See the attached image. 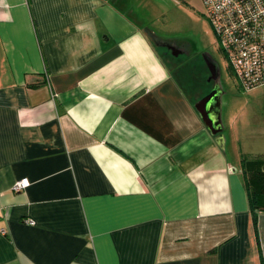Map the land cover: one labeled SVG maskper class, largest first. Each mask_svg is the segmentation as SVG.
<instances>
[{"label": "crops", "instance_id": "obj_1", "mask_svg": "<svg viewBox=\"0 0 264 264\" xmlns=\"http://www.w3.org/2000/svg\"><path fill=\"white\" fill-rule=\"evenodd\" d=\"M128 2L0 0V264H260L234 138Z\"/></svg>", "mask_w": 264, "mask_h": 264}, {"label": "rangeland", "instance_id": "obj_2", "mask_svg": "<svg viewBox=\"0 0 264 264\" xmlns=\"http://www.w3.org/2000/svg\"><path fill=\"white\" fill-rule=\"evenodd\" d=\"M128 1L132 16L141 19L145 36L161 52L164 64L179 77L191 98L206 95L217 82L223 91L219 102L222 135L231 134L235 148L248 158L264 155V85L246 90L237 87L202 15L201 0ZM163 43L176 52L171 49L163 54L159 47ZM206 56H211L219 67L218 77L211 80Z\"/></svg>", "mask_w": 264, "mask_h": 264}, {"label": "built area", "instance_id": "obj_3", "mask_svg": "<svg viewBox=\"0 0 264 264\" xmlns=\"http://www.w3.org/2000/svg\"><path fill=\"white\" fill-rule=\"evenodd\" d=\"M225 66L241 90L264 85V0H201ZM29 181L16 179L14 191ZM28 225L33 220H24ZM0 233L5 230L0 228Z\"/></svg>", "mask_w": 264, "mask_h": 264}, {"label": "trees", "instance_id": "obj_4", "mask_svg": "<svg viewBox=\"0 0 264 264\" xmlns=\"http://www.w3.org/2000/svg\"><path fill=\"white\" fill-rule=\"evenodd\" d=\"M240 172L247 196V204L256 226V216L264 211V155L247 157L240 152ZM260 264H264V256H259Z\"/></svg>", "mask_w": 264, "mask_h": 264}, {"label": "water", "instance_id": "obj_5", "mask_svg": "<svg viewBox=\"0 0 264 264\" xmlns=\"http://www.w3.org/2000/svg\"><path fill=\"white\" fill-rule=\"evenodd\" d=\"M223 91L220 90L218 85L214 86L209 93L200 97L194 103V107L198 113V116L202 119L205 127L211 134L220 133L221 115H220V98Z\"/></svg>", "mask_w": 264, "mask_h": 264}, {"label": "flooded vegetation", "instance_id": "obj_6", "mask_svg": "<svg viewBox=\"0 0 264 264\" xmlns=\"http://www.w3.org/2000/svg\"><path fill=\"white\" fill-rule=\"evenodd\" d=\"M202 15H204L202 13ZM159 47L163 48V54H166L167 52H169L171 49L173 50V53L176 52L175 48L173 49V47H169L167 44L163 43V44H159ZM220 52V51H219ZM171 54V53H170ZM221 54V53H220ZM207 57V65L208 68H210V75H209V80H211V78H216L219 75V67H218V63L210 56H206ZM224 59V58H223ZM226 68V66H225ZM209 82V81H208ZM217 85V82L212 85L211 89ZM210 89V90H211ZM221 90V89H220Z\"/></svg>", "mask_w": 264, "mask_h": 264}]
</instances>
